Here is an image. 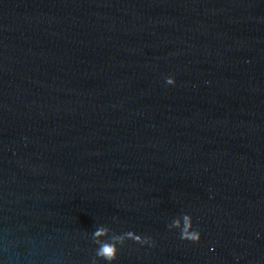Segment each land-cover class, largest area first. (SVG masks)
Returning a JSON list of instances; mask_svg holds the SVG:
<instances>
[{"label": "water", "instance_id": "water-1", "mask_svg": "<svg viewBox=\"0 0 264 264\" xmlns=\"http://www.w3.org/2000/svg\"><path fill=\"white\" fill-rule=\"evenodd\" d=\"M98 228L264 264V0H0V264H92Z\"/></svg>", "mask_w": 264, "mask_h": 264}, {"label": "clouds", "instance_id": "clouds-1", "mask_svg": "<svg viewBox=\"0 0 264 264\" xmlns=\"http://www.w3.org/2000/svg\"><path fill=\"white\" fill-rule=\"evenodd\" d=\"M165 82L167 86L174 87L175 80L172 77H166ZM169 231L178 233L179 239L192 244H197L201 240V233L199 229L194 228L193 219L191 215L185 213L181 219H176L167 224ZM104 236L105 239L100 240ZM93 241L95 243L94 259L92 264H116L120 249L128 242L140 245L142 247H155V241L151 236L137 234L133 230H129L122 235L115 238L111 237L106 229L98 228L92 232Z\"/></svg>", "mask_w": 264, "mask_h": 264}]
</instances>
